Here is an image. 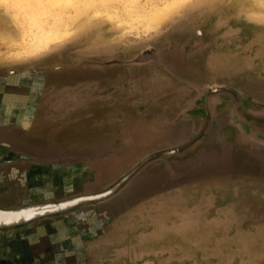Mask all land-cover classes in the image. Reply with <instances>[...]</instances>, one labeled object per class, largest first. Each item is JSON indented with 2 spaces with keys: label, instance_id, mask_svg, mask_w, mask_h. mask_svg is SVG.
<instances>
[{
  "label": "rangeland",
  "instance_id": "374dc122",
  "mask_svg": "<svg viewBox=\"0 0 264 264\" xmlns=\"http://www.w3.org/2000/svg\"><path fill=\"white\" fill-rule=\"evenodd\" d=\"M149 47L166 68L91 64L130 61ZM27 67L50 86L46 98L23 107L33 120L17 150L54 163L0 165L3 206L99 190L141 161L140 150L183 140L201 123L190 112L205 114L201 99L188 105L196 88L229 86L250 110H263L264 0H0V71ZM210 103V127L194 147L152 163L108 202L83 208L95 228L75 252L37 257L264 264V145L238 131L229 101ZM32 135L45 154L25 150L36 145ZM83 140L85 151H75ZM127 140L147 145L135 147L125 166L117 153ZM9 248L25 257L29 245L9 243L11 256Z\"/></svg>",
  "mask_w": 264,
  "mask_h": 264
},
{
  "label": "water",
  "instance_id": "95a60500",
  "mask_svg": "<svg viewBox=\"0 0 264 264\" xmlns=\"http://www.w3.org/2000/svg\"><path fill=\"white\" fill-rule=\"evenodd\" d=\"M147 50H153L157 54L155 59L153 58V59H149V60H142L141 56H143L144 52H146ZM150 62L155 63V64H157L159 66L165 67L162 64V62L160 61V59H159V53L155 49H153L151 47L143 50L139 55H137L134 59H132L130 61H121V60H118V59H112V60H109V61L98 62V63L97 62H91V64L92 65H96V66H100V67H111V66L130 65V64L145 65V64L150 63ZM78 64L79 65H83V64H86V62H85V60H81V61H79ZM27 68L28 69H22L20 71L15 70V69H10V70L4 71V72L0 71V79H4L7 82L9 77H13L14 75L15 76L25 75L26 73L31 72L35 76L38 77V80L36 79L37 82L41 86H44V88H43L44 93L41 95V98L42 97L46 98L45 96H46L47 91H49V86H50L49 84L50 83L45 84V77H42L43 76V74L41 73L42 71L40 72L39 70H37V68H32V70H30L29 67H27ZM23 81H25V80L23 79ZM212 86H216V85H212ZM212 86H205V87H202V88H196L197 89V93H196L195 97L189 102L188 105L189 106H193L195 103H197L198 100H200L201 97H202L201 96L202 92L212 93L211 92L212 90H210L211 89L210 87H212ZM217 86H225V85H217ZM225 87H229V86H225ZM230 88H232V87H230ZM37 90L40 91L39 89H37ZM215 94H217V93H215ZM208 97H209V95H208ZM208 97H207V99H208ZM217 98L219 99L221 97H215V98H213V100L217 99ZM196 107H198V104H197ZM210 111H211V109H210ZM255 112H257V114L259 115L260 113H264V109L261 110V111H255ZM181 114H183V112ZM190 114L199 115L201 123H200L199 127L196 130L192 131L190 133V135H188L183 140H179L178 142H177V140H175L174 142H176V143L171 142L172 140L168 141L169 143L171 142V143H174V144L170 145L168 147H164V148H161V149L153 150V151H156V152L148 151V147L146 149L140 150L139 152H141V154H142L141 156H145V157H143V159H141V161L144 160L145 158L146 159H145V161L143 163L141 161H139V162H141V164L139 166H137V169L135 171L128 172L127 174H125L120 179H117V180H115L116 178L113 179L106 186L102 187L99 190L83 192V193L74 194V195H71V196H68V197H64V199L65 198L66 199H71L72 197L76 198L74 196H77L78 198L87 197L86 200H84V201L72 206L71 208H69L67 210H60L58 212H50V213L46 212V214H40L39 216H35V217H33V218L29 219V220L21 221V222H18L16 224H12L11 226H8V227L1 226L0 227V237L2 239H6V241L13 234H14V236H16V238H19V239L21 237H23L25 240L22 241L21 246H23V248H24L25 245L27 246V243H23V242L28 241L31 238H29V234H27V232L22 233L21 231H25L26 229L31 230L36 225H44L45 226L48 223H52L54 221H60V220H62L64 218L70 217V216H72V215H74L76 213H79V212L81 213V211L85 207L95 206V205H99V204H103L105 202H108L112 198L116 197L123 189H125V187H127L139 174H141L145 169H147V167L149 165H151L152 163H154L156 161H159L160 159H163V158L173 157V156L185 153L186 151H189L204 136V134L207 132V130L209 129L210 124H211V118H209L208 125L204 129H201V127L203 126V121L204 120H202V117H201L202 116V112L200 111V109L199 110H195V111H191ZM209 117H211V115ZM233 123H234V121H233ZM27 125H30V123H28V122H22L21 123V126H22L21 129H23L24 133H26V134H28V130H27L28 128L26 127ZM234 125L236 126L238 131H240V128H238L235 123H234ZM257 131H258L257 132V137L255 135H253V134H252L253 135L252 136L250 132H249V134L246 137H248L247 139H250L252 141H255V142L259 143V144H263L264 145V137H262V136H264V129L263 128L257 129ZM79 132L83 133L81 136H83L85 138L90 136V135H88V133L83 132L82 129H80ZM195 132L197 134L195 136H193L191 139H189L192 136V134L195 133ZM134 133H136V131L132 132V134H134ZM143 135H141L140 138L143 137ZM249 135L252 136V137H249ZM260 135H262V136H260ZM32 136H33V138H35V140L33 139V141L36 143V145L32 146L33 149H25V150H29V152H31L33 154H36V155L37 154H45L46 149L44 151H42L43 150L42 147L39 146L41 141H39L37 139V135H32ZM131 139H133V137H131ZM127 142H129V143L128 144L125 143L126 145L124 146L123 149H121L119 152L116 151V153L118 152L117 155L122 157V161H124L125 166H128L130 164L129 161H128L130 159L129 157L135 151H137L135 149V147L137 148L138 146L147 145L146 142H141V144L140 143L138 144L137 140H127ZM85 143H86V140L85 141L83 140L80 143H78L79 145H78L77 149H75V151H78V152L79 151H85V149L87 148V145ZM22 151L23 150L20 149V150L11 151L10 153H6V152H2L0 150V165H2V166H10V165H13V164H18V163H28L29 165L30 164H36V165H39V166L40 165L41 166H46L48 164L54 163L52 160H45V159L31 157L28 154L23 153ZM5 155H9V156L6 157ZM141 156L139 155L138 157L140 158ZM134 159L135 158H132L130 161L133 162ZM123 168H124V171L127 169L126 167H123ZM119 181H121L120 184H118ZM6 193H8L7 187L6 186L0 187V199ZM61 199H58V200H40V201H32V202L31 201H29V202L25 201V202H22L20 204L8 205V206L7 205L3 206V205L0 204V207H3V208H1V210L2 211L5 210V212H7V211H15V210H21L22 208H25V207H28V206L37 205V204H44V205H48V204L55 205L56 203L60 204L61 202H63V200H61ZM26 204H28V205H26ZM83 216H80L82 218L81 221L85 222V224L87 226V229H86L85 233L83 231H81L80 235H85L86 232L93 231V229L95 228L94 225L92 226L89 223H87L86 219H84L86 216L85 217H83ZM74 218L75 217L67 218V219H70L69 221L73 222L74 220L77 219V218H75V219ZM19 232H21V233L18 234V235H15V234H17ZM34 239L35 238H32L31 240H34ZM19 244H20V242H19ZM28 245H29V249L27 251H30V252L27 253V251H26L25 252L26 254L24 253L26 256L25 257L21 256V258H23V260L27 259L29 257V254L30 255L33 254V251L35 252V249H38L43 254L44 253H52V252H54L51 249H49V250L42 249L41 250L40 248L42 246H38L37 247L34 244V242L33 243H29ZM40 245L44 246L46 244L40 243ZM6 248H7V246H6ZM72 251L75 252L76 249H73ZM41 252L39 254H37L36 257L40 256ZM1 255H3L2 257H4L5 259L9 260L11 263L13 262L15 264V262L13 261V258L8 256L6 252L2 253ZM9 258H11V259H9ZM37 258L38 259H36V262L33 263V264H61V262H62L61 259H59V258H57V257H55L53 255H47V257H45V258H41V257H37ZM28 260H30V259H28Z\"/></svg>",
  "mask_w": 264,
  "mask_h": 264
},
{
  "label": "crops",
  "instance_id": "0c3cea01",
  "mask_svg": "<svg viewBox=\"0 0 264 264\" xmlns=\"http://www.w3.org/2000/svg\"><path fill=\"white\" fill-rule=\"evenodd\" d=\"M30 70H32V68H30ZM23 79L25 81H23ZM36 79L38 80V77L31 72L26 73L25 75H14L13 77H9L7 82L4 79H0V150L2 152L10 153L19 148L17 147V145H19L18 138L24 137L25 134L24 131L21 130V123L31 122L33 120L31 113H29L30 118H25L22 114V109L25 106L35 105L37 99L39 97L41 98V95L44 93V86H41ZM29 126L30 125H27L26 127L28 128ZM80 216H82V213L79 212L60 221L48 223L45 226L36 225L33 229L28 231L29 238L35 239H29L23 243L29 244L34 242L37 247L42 246L40 248L41 250L51 249L54 252L59 250L62 254L77 249L76 247L79 249V246L83 244L82 240L85 237H82L84 235L78 237V235L81 231L85 233L87 229L85 222L81 221L82 218ZM73 217L77 218L73 222L69 221L70 219H67ZM23 240H25L23 237L19 239L14 236L6 241V239L0 237V258L3 256L1 255L2 253L7 252L6 246L9 243L10 246L15 247L16 243H22ZM40 243L46 245L43 246L40 245ZM15 251H18L17 248ZM8 252L10 253V248ZM11 252L13 253L12 249ZM40 252L41 251L38 249H35V252L33 251V254H29V257L27 256L28 258L26 257L27 259L24 260L21 256L15 257V255L11 253L10 257L13 258L15 264H33L36 262V259H38L36 255ZM2 261L3 262H0V264H7L5 260ZM12 264L14 263L12 262Z\"/></svg>",
  "mask_w": 264,
  "mask_h": 264
},
{
  "label": "bare ground",
  "instance_id": "6f19581e",
  "mask_svg": "<svg viewBox=\"0 0 264 264\" xmlns=\"http://www.w3.org/2000/svg\"><path fill=\"white\" fill-rule=\"evenodd\" d=\"M39 40H41V39H39ZM51 45L52 44H50L49 46H51ZM156 55L157 54L153 50H147L146 52H144L143 56H141V57H142V60H149V59H153V58L155 59ZM210 88H211L210 90H212L211 91L212 93L202 92V95H201L202 96L201 101H202L204 109H205V114L203 116L204 121H203V126L201 127V129H204L208 125L209 118H211V117H209L211 115V111H210L211 99L213 101V98L221 97L222 99L229 101L231 108H232V115L234 117V123L237 125L238 128H240V131H243L242 133L245 136H247L250 132L251 135L253 134L257 137V132H258L257 129H261V128L264 129V113H260L258 115L257 112L250 110L248 108L247 104L244 103L245 97L243 96V94L238 92L235 88H230V87H225V86H217V85L212 86ZM215 93H217V94H215ZM208 95H209V97H208ZM207 97H208V99H207ZM196 104L197 103H195V106H196ZM196 132L193 133L189 139H191L193 136H195L197 134ZM252 136L249 135V137H252ZM260 136H262V135H260ZM262 137H264V136H262ZM145 159L142 160L141 162L143 163L145 161ZM141 162H139L136 165H134L133 167H131L127 172H125L123 175H121L117 179H120L121 177H123L128 172L135 171L137 169V166H139L141 164ZM120 183H121V181H119L118 184H120ZM74 197H76V198H73V197L71 199L62 198L61 200H63V202H61L60 204H57L56 203L57 201H56L55 205L37 204V205H32V206L22 208L21 210H15V211L5 212V210H3V211L1 210V208H3V207H0V227L1 226L8 227V226H11L12 224H16V223L21 222V221L29 220L35 216H39L40 214H46V212L50 213V212H58L60 210H67V209L71 208L72 206H74V205H76V204L87 199V197H85V198H78L77 196H74ZM26 205H28V204H26Z\"/></svg>",
  "mask_w": 264,
  "mask_h": 264
}]
</instances>
